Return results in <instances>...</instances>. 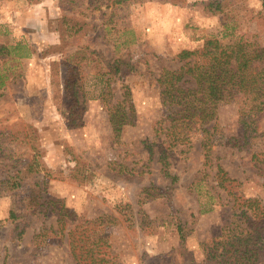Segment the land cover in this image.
Masks as SVG:
<instances>
[{"label": "rangeland", "instance_id": "374dc122", "mask_svg": "<svg viewBox=\"0 0 264 264\" xmlns=\"http://www.w3.org/2000/svg\"><path fill=\"white\" fill-rule=\"evenodd\" d=\"M171 1L0 0V44L12 50L0 56V165L32 163L37 169L27 181L40 182L44 199L35 211L26 208L30 183L0 194V264H78L71 227L78 239L107 235V254L98 255L105 264H236L214 245L233 219L227 192L215 188L219 203L198 212L192 183L203 169L199 136L189 152L171 157L176 182L147 147L162 117V68L177 69L178 52L222 30V15L204 9L210 0ZM237 1L244 5L238 34L264 45L262 1ZM124 97L134 122L117 136L110 112ZM241 106L231 98L218 103L208 126L216 122L222 145L213 153L235 179L237 196L264 205V112L246 142ZM51 201L74 213L66 224ZM203 243L217 250L216 259ZM258 255L255 264H264V250Z\"/></svg>", "mask_w": 264, "mask_h": 264}, {"label": "trees", "instance_id": "16d2710c", "mask_svg": "<svg viewBox=\"0 0 264 264\" xmlns=\"http://www.w3.org/2000/svg\"><path fill=\"white\" fill-rule=\"evenodd\" d=\"M146 1L151 0H128L129 3ZM158 1L173 3L171 0ZM261 1L264 9V0ZM238 2H204V9L222 15V30L219 34L206 38L203 46L197 49L184 48L178 52L176 59L180 65L177 69L162 68L158 77L162 117L156 129L157 140H153L147 147L150 156L156 157L163 174L176 182L178 175L170 170L171 157L177 153L189 152L194 134L199 136L203 169L202 175L192 183L199 203L198 212L203 214L212 211L221 199L213 190H225L227 193L224 199L228 203L232 202L233 219L225 228V237L221 234L216 238L218 241L214 243L215 249L222 246L223 258L225 257L223 260L228 263L255 264L258 254L264 250V205L258 198L237 196L233 188L235 179L228 175L213 153L214 146L222 145V142L219 143L220 137L217 139L215 136L216 122L208 126L217 118L218 103L231 98L242 105L239 111L245 127L244 140L247 142L256 137V124L264 112V45L238 34L241 26L238 9L244 7L243 3L239 6ZM74 31L77 32L78 29ZM61 37L64 40L65 36ZM11 51L9 47L0 44V56H7ZM120 67V63L115 64L116 70ZM5 78L6 74H0V87L5 84ZM126 99L124 97L114 104L110 112V120L117 136L124 125L134 122L133 105L129 109L123 105ZM254 157L255 151L252 154V158ZM1 169L4 176L1 182H6L7 185L0 188V194L15 191L30 183L26 208L35 211L44 204L40 182L27 181L37 167L31 163L23 169L3 162ZM229 195L233 196V200L228 198ZM239 198L243 203L238 202ZM51 203H55L52 210L57 211L58 222L66 224L74 215L63 203ZM185 229V224L178 222L177 231L183 242L187 237ZM73 233L72 227L67 230L69 244L78 264H105V256H98L107 254L104 251L109 239L105 233L84 234L80 239ZM203 245L210 258L218 257L217 250L206 243Z\"/></svg>", "mask_w": 264, "mask_h": 264}]
</instances>
